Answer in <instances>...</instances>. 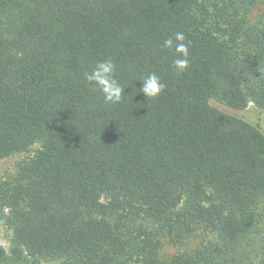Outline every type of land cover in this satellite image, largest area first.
Instances as JSON below:
<instances>
[{"label":"trees","instance_id":"trees-1","mask_svg":"<svg viewBox=\"0 0 264 264\" xmlns=\"http://www.w3.org/2000/svg\"><path fill=\"white\" fill-rule=\"evenodd\" d=\"M256 0H0V264H264ZM184 34L189 66L162 47ZM111 59L105 103L84 79ZM156 73L155 98L138 81ZM213 236L161 259L162 239Z\"/></svg>","mask_w":264,"mask_h":264},{"label":"clouds","instance_id":"clouds-1","mask_svg":"<svg viewBox=\"0 0 264 264\" xmlns=\"http://www.w3.org/2000/svg\"><path fill=\"white\" fill-rule=\"evenodd\" d=\"M184 40V34L177 32L162 45L164 48L173 49L176 53L172 66L178 73L184 72L189 66V52L187 45L183 43ZM116 70L115 63L111 59H105L97 62L91 71L84 73V79L100 91L105 103L117 104L124 96L125 87L116 79ZM138 81L141 82L139 92H142L147 99L157 97L165 88L160 76L154 72L148 73Z\"/></svg>","mask_w":264,"mask_h":264},{"label":"rangeland","instance_id":"rangeland-1","mask_svg":"<svg viewBox=\"0 0 264 264\" xmlns=\"http://www.w3.org/2000/svg\"><path fill=\"white\" fill-rule=\"evenodd\" d=\"M264 13V0H256V4L249 14L250 20L254 21L258 16ZM213 104L217 105L224 111L233 113L239 117H242L252 123L258 124L261 130L264 132V109L257 108L254 104L250 103L248 107L242 111H235L219 105L215 102ZM19 160L18 156L9 157L0 160V180L9 177L15 171V163ZM10 234L11 231L6 227L0 228V244L8 250L10 247ZM208 239H213V236L202 231H197L193 236L185 240L181 244H172L167 239H162V248L160 251L161 259L165 260L173 254L181 250H189L197 246L202 245ZM45 264V263H42Z\"/></svg>","mask_w":264,"mask_h":264}]
</instances>
